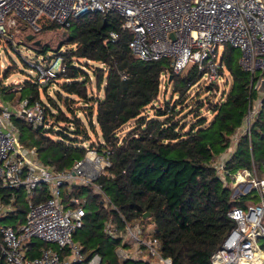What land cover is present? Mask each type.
<instances>
[{
	"label": "trees",
	"instance_id": "16d2710c",
	"mask_svg": "<svg viewBox=\"0 0 264 264\" xmlns=\"http://www.w3.org/2000/svg\"><path fill=\"white\" fill-rule=\"evenodd\" d=\"M59 28L64 32L58 49L42 46L41 42L36 48L43 54L53 52L51 58L60 57L65 65V71L49 82L62 80L54 91L55 98L46 94L47 103L42 102L37 81H24L19 89L23 92L19 98L42 103L47 124L33 128L23 119L14 122L19 129L20 142L34 147L38 161L55 171L68 170L84 156L86 147L109 152L111 165L96 182L115 208L105 204L102 195L91 186L67 184L64 201L80 195L85 199L81 202L85 207L83 225L73 237L85 254L91 250V255H100L109 245L114 248L119 244L127 246L120 236L124 218L127 222L152 226L162 255L169 257L172 264H208L225 235L235 226L227 212L234 206H242L243 198L250 195L233 196L230 186H223L215 167L247 113L250 75L238 65L234 48L224 45L222 54V62L231 76L229 90L218 101H206L212 113L211 120L199 118L196 113L186 122V118H179L181 109H176L177 100L171 104L164 98L158 100L161 75L172 74L169 60L137 58L129 47L132 34L121 28L117 14L88 12L71 20L69 26L46 21L39 32ZM110 32L117 33L116 40L110 39ZM63 47L65 50L61 52ZM88 62L100 64L93 70L94 84L83 70ZM199 77L194 66H190L184 76L173 75V93L186 91ZM212 84L204 87L206 91L213 88ZM61 97L68 101L66 110L58 104ZM75 103L86 104V108L75 107ZM78 111H85L86 129L76 115ZM50 120L53 125L65 124L55 132L60 130L59 135H50L53 131L49 128ZM131 122L130 130L119 137L122 127ZM88 129L96 134L98 131L102 141L85 147L81 137ZM252 133L264 144V108L251 126L250 138L242 135L226 161L225 167L230 172L253 166L261 171L258 166L264 165V154H260L258 160L255 158ZM47 189L46 184H40L31 201L38 203L46 199ZM12 192L2 191L6 202V196ZM22 193L16 192L13 202V212L19 217L17 224L24 220L28 211ZM144 212H150L151 216L143 219ZM106 221H110L117 236L105 232ZM30 246L29 243V255L36 256L38 250L36 253ZM258 258L261 262L264 255L259 254ZM258 258L242 263L258 264ZM0 264L5 263L0 260ZM112 264L150 263L145 260L122 263L114 255Z\"/></svg>",
	"mask_w": 264,
	"mask_h": 264
},
{
	"label": "built area",
	"instance_id": "2783aa9c",
	"mask_svg": "<svg viewBox=\"0 0 264 264\" xmlns=\"http://www.w3.org/2000/svg\"><path fill=\"white\" fill-rule=\"evenodd\" d=\"M88 12H113L121 20V28L132 34L129 47L141 60L168 59L173 75H181L185 68L194 66L208 84L224 78L226 68L218 45L240 49L238 65L249 73L247 113L240 130L232 137L228 150L216 161L217 175L223 186L247 184L237 196L250 194L257 201L245 207L234 206L227 215L235 222L213 252L208 264H243L264 255L258 241H264V176L253 166L235 173L225 163L242 135L250 138L251 126L264 108V92L253 100V92L260 91L264 80V0H0V36L7 31L18 33L21 26L39 32L46 21L69 26L71 20ZM111 40L118 35L110 32ZM38 72L37 82L46 84L65 71L60 57L46 65L31 63ZM121 77L124 79L125 75ZM168 73L161 75L167 79ZM214 88V87H213ZM21 89L14 87L13 91ZM215 89V88H214ZM15 119H23L33 128L45 126V109L41 102L28 98L17 99L11 105L0 102V221L13 212L16 192L25 195L28 211L24 220L14 225L0 223V260L5 264H101L98 253L86 258L82 246L74 241V233L83 225L85 199L70 196L71 207L65 208L60 188L65 185L91 186L102 195L105 204L115 208L103 193L97 179L110 167L109 152L86 147L84 156L68 170L55 171L41 164L34 147L20 142ZM40 184L48 186V197L38 203L31 198ZM13 190L4 200L2 191ZM235 195V194H234ZM233 195V196H234ZM124 220L120 234L122 241L114 254L122 263L145 260L150 264H172L162 255L159 239L152 226L143 230L139 222ZM105 232L113 234L110 221ZM35 238L56 248L42 247L36 256L29 255L28 238ZM258 258V264L264 259Z\"/></svg>",
	"mask_w": 264,
	"mask_h": 264
},
{
	"label": "rangeland",
	"instance_id": "374dc122",
	"mask_svg": "<svg viewBox=\"0 0 264 264\" xmlns=\"http://www.w3.org/2000/svg\"><path fill=\"white\" fill-rule=\"evenodd\" d=\"M63 29H53V30H46L42 32H35L33 31L30 27H24L21 26L19 29L18 33H13L10 31H7L4 33L2 36H0V102L4 105H11V103H14L23 93L21 90H16L13 92L14 87L18 86H24V81H30V82H36L38 72L35 68L31 66V63H38L39 65H46L54 56L53 52H48L46 54L40 53L36 50L38 45H35L34 42L36 40H40L42 46L48 45L52 49H58L60 47V43L62 42L63 38ZM28 35H33L32 39H28ZM225 49L224 45H218L216 53L218 57H220L221 54H223ZM65 49L64 47L61 49V52H63ZM236 58L240 57L241 51L240 49H234V53ZM84 62V61H82ZM89 65H84L83 70L86 71L89 76L90 80L92 81V84H94V78H93V70L96 66H100L98 63H92L88 62ZM8 66H11L9 69V74L5 76L6 74V69ZM190 67L188 66L187 68L184 69L183 73L181 76H184L188 69ZM62 80H54L51 83H46V84H38V89H39V95L40 99L42 102L47 103L46 99V94H49L52 98H55L54 91L57 89L59 86L60 82ZM160 89H159V97L158 100H163L166 99L170 101L169 103H173V100L177 104V110L180 111L181 109V114H179V118H186V122L190 121L192 116L197 113V117L199 118H206V120L210 121L212 118V113L210 110L207 108V103L208 102H215L218 101L222 98V95L224 92L228 91L230 86H231V76L228 73V71H225V76L224 78H219L218 80H214L211 86L214 88L209 89L206 91V88H204L206 85H208V82L204 76H200L199 79L192 85H190L186 91L181 92L177 91L173 93V86H174V81H171L170 83L167 82V79L161 78L160 79ZM181 86H186L185 84H182ZM3 87H9V89H5ZM27 93V90H26ZM182 93L181 96H179ZM62 96H65L64 94L60 93ZM262 95V92H253V100H257L260 98ZM61 104V108L63 110L65 109V105L67 104V99L65 97H61L58 99ZM75 107L80 106L81 108H86V104H81V103H75L73 104ZM74 107V108H75ZM84 110V109H82ZM85 112V111H84ZM84 112L83 111H78L76 112V115L81 118L82 123L84 124V128L86 129L87 127V120L84 118ZM149 113H151L149 111ZM185 116V117H183ZM53 120H50L48 122L49 128H52L53 131H50L51 136H57L59 135L58 133H55L59 127L62 128L65 126L64 123H52ZM27 122V121H26ZM28 123V122H27ZM29 124V123H28ZM132 122L130 124L125 125L122 127V129L119 131L118 135L119 137H123L126 135V133L130 130L132 127ZM72 128V126H71ZM70 128V130H72ZM47 129V128H46ZM54 132V133H53ZM69 134H72L69 132ZM253 134V142L255 145V158L258 160L260 154H264V144H261L258 140L257 135L255 136ZM83 139H86L84 141ZM81 141L84 142V146H89L91 143H96L102 141L101 134L97 131V134L90 131L89 129L86 130L85 136L81 137ZM83 144V143H82ZM25 147L27 144H23ZM238 146V144H237ZM228 149L225 150V152ZM259 170L258 173L261 176H264V165L263 166H258ZM258 169V168H257ZM247 184H243L242 186L238 185L235 188H232V194L236 195L238 192H243ZM67 186H62L60 188L61 190V197L64 200L65 195L67 194L66 192ZM24 194V193H22ZM83 195L78 196L80 199H82ZM1 197V195H0ZM257 200L255 198H252L251 195H248L247 197L243 198L242 202V207H245L247 204H252L256 202ZM64 206L65 208L71 207L70 201H64ZM85 208V207H83ZM15 212V210H14ZM14 212H8L2 216V219L0 221L1 224H6V225H14L18 220L19 217L17 214ZM13 213L16 215V217H13ZM140 228L145 229L146 225L142 222L140 223ZM74 241L77 242V240ZM26 243L31 244V248H35V252L37 253V250H39L42 247H52L56 248L55 245H47L43 243L42 241L35 239V238H28L26 240ZM259 246L264 249V241L259 240L258 241ZM114 247L111 245L104 247L103 251L100 253L102 262L101 264H112L114 260ZM91 250L87 251L86 254L84 253L85 257L88 258L91 255Z\"/></svg>",
	"mask_w": 264,
	"mask_h": 264
},
{
	"label": "water",
	"instance_id": "95a60500",
	"mask_svg": "<svg viewBox=\"0 0 264 264\" xmlns=\"http://www.w3.org/2000/svg\"><path fill=\"white\" fill-rule=\"evenodd\" d=\"M27 38L28 39H32L33 38V35H28ZM34 44L35 45H39L40 44V40H36L34 42ZM172 78H173V75L172 74H169L168 79H167L168 83H170L172 81ZM259 90L262 91V92H264V80H262L261 85L259 87ZM150 216H151V213L150 212H144L142 217H143V219H146V218H148Z\"/></svg>",
	"mask_w": 264,
	"mask_h": 264
},
{
	"label": "crops",
	"instance_id": "0c3cea01",
	"mask_svg": "<svg viewBox=\"0 0 264 264\" xmlns=\"http://www.w3.org/2000/svg\"><path fill=\"white\" fill-rule=\"evenodd\" d=\"M240 128H241V127H240ZM240 128H239L238 130H240ZM238 130H237V131H238Z\"/></svg>",
	"mask_w": 264,
	"mask_h": 264
},
{
	"label": "bare ground",
	"instance_id": "6f19581e",
	"mask_svg": "<svg viewBox=\"0 0 264 264\" xmlns=\"http://www.w3.org/2000/svg\"><path fill=\"white\" fill-rule=\"evenodd\" d=\"M242 261H244V260H242ZM249 261V260H248Z\"/></svg>",
	"mask_w": 264,
	"mask_h": 264
}]
</instances>
